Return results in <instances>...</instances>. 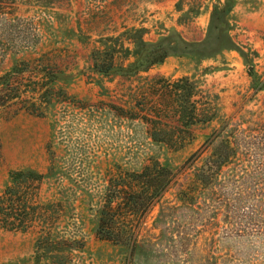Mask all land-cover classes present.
<instances>
[{
    "label": "rangeland",
    "instance_id": "1",
    "mask_svg": "<svg viewBox=\"0 0 264 264\" xmlns=\"http://www.w3.org/2000/svg\"><path fill=\"white\" fill-rule=\"evenodd\" d=\"M138 41L163 62L98 71L131 62ZM7 71L22 92L0 107V193L13 171L42 173L50 214L46 230L0 229V264H264V0H0ZM154 162L171 181L135 248L99 239L108 186Z\"/></svg>",
    "mask_w": 264,
    "mask_h": 264
},
{
    "label": "trees",
    "instance_id": "2",
    "mask_svg": "<svg viewBox=\"0 0 264 264\" xmlns=\"http://www.w3.org/2000/svg\"><path fill=\"white\" fill-rule=\"evenodd\" d=\"M135 44L134 58L126 65L117 66L113 59L96 63L99 72L109 74L114 69L124 77L134 76L149 70L153 65L160 64L166 57V51L158 47L149 50L148 43L138 41ZM14 71H7L0 75V107L9 104L21 96L19 76ZM55 75L47 73L44 84L52 81ZM34 82V81H33ZM179 82L184 83L179 85ZM175 90H183L182 101H179V120L189 127L195 122L193 104L191 101L194 85L186 77L173 83ZM180 96L179 93L177 95ZM25 111L34 114H43L41 106L26 99ZM229 151L232 147L227 144ZM229 154V152H228ZM219 157L217 167L223 166L230 154ZM170 171L158 162L145 167L137 173H129L130 181H123L108 186L100 209L98 223L95 229L96 236L101 240L125 244L133 250L137 243L141 225L152 207L161 198L171 181ZM44 175L33 170H18L10 173V183L0 193V229L25 232L38 226L46 230L49 211L37 200ZM43 233V232H42ZM41 238V237H40Z\"/></svg>",
    "mask_w": 264,
    "mask_h": 264
}]
</instances>
